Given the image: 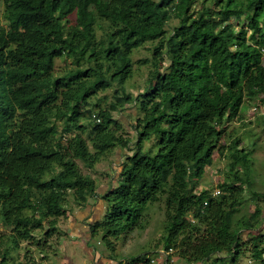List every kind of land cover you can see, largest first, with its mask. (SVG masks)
Returning a JSON list of instances; mask_svg holds the SVG:
<instances>
[{
	"label": "trees",
	"instance_id": "16d2710c",
	"mask_svg": "<svg viewBox=\"0 0 264 264\" xmlns=\"http://www.w3.org/2000/svg\"><path fill=\"white\" fill-rule=\"evenodd\" d=\"M147 43H157L140 61L149 79L132 95L123 86ZM115 86L103 106L100 94ZM129 105L139 113L134 139L113 115ZM261 105L264 0H0V264H24L12 256L22 243L46 257L70 198L106 202L88 232L115 255L163 203L166 252L187 264H236L248 233L252 258L264 264L263 209L238 218L247 193L264 200L253 188L255 148L245 144L246 115ZM118 150L128 153L116 184L99 192L80 164L93 170ZM216 153L227 172L213 197L198 184ZM23 250L25 264H37ZM150 254L126 262L152 264Z\"/></svg>",
	"mask_w": 264,
	"mask_h": 264
},
{
	"label": "rangeland",
	"instance_id": "374dc122",
	"mask_svg": "<svg viewBox=\"0 0 264 264\" xmlns=\"http://www.w3.org/2000/svg\"><path fill=\"white\" fill-rule=\"evenodd\" d=\"M201 4L197 5V10H201ZM178 24L177 20H173L168 30L171 32V29ZM102 31L98 29V35L100 36ZM169 36V34H168ZM157 43H147L145 46L141 47L134 51L132 59L135 62L133 69V74L131 78L123 86V89L132 95H137L138 91L143 89L147 80L149 79L151 66L144 65L140 61L153 58V50ZM66 64L62 60H58L56 64L57 72L64 70ZM119 86H115L113 90L107 91L105 94H100L102 105L109 106L113 103V95L115 90ZM99 99V98H97ZM257 112L264 113V105L257 106ZM254 111V108H252ZM114 117L122 123L123 133L130 139L135 138V134L132 130L133 123L136 121V118L139 116L138 109L134 105L127 106L124 110L120 112H115ZM252 115V114H250ZM132 125V126H131ZM241 125H231V128H237ZM248 130L251 132V136L245 139V143L249 148H255L253 154V188L258 193L264 192V116L259 118L257 122H254V125L249 127ZM246 146V147H247ZM145 149H150V145L146 144ZM128 152L125 153L127 155ZM123 151L118 150L115 153H112L107 159L102 161L97 165L93 170L86 169L82 164H80L81 170L84 174L92 176L98 186L99 192H103L108 189V186L111 184H116L118 179L119 166L121 161L125 157ZM215 164L207 168L204 174V177L200 180L198 184V191H206L211 196H214V193L218 190L219 184L223 183L225 180V174L227 172V161L221 160L218 153L215 154ZM246 198L249 199V202L243 206L242 212L238 214L239 217L249 216L256 207H261L264 211V200H252L251 194L247 193ZM95 200H99L98 202ZM68 209H71L68 217L61 219L58 228L61 233L59 238V233H55L49 242L51 243V248L47 250L46 257L42 255L38 250V245L22 243V249L18 252H13V259L16 260V263H26L28 260L26 258V250H23L24 247L32 250V259L37 264H112L119 261H127L129 257H136L140 254H145L150 252V257L156 261H160L162 254L166 253L163 245L160 244L161 238L164 233V224H165V210L164 204L159 203L151 205L147 212L146 216L143 217L145 220L144 229L135 227L132 231L126 233L118 241L116 245L117 255L111 253L109 250L100 243V238H93L91 241L86 240V234L88 232L80 233L74 226L78 222V218H86L87 220L93 223L96 221L95 218L100 217L101 214L107 211L108 205L104 203L101 199L95 198L90 199L87 207L79 206L73 198H70V201L67 205ZM94 209H93V208ZM95 211V212H94ZM97 211V212H96ZM76 214V215H75ZM102 214V216H103ZM77 217H75V216ZM258 233L264 235V224L258 230ZM254 237L252 234L244 233L242 236L243 240V251L240 257L238 258L236 264H260L255 261L250 253L251 238ZM91 249V251H89ZM157 251L155 254H152L154 251ZM92 253V254H91ZM100 256H98V255ZM114 255L116 259L112 260L111 257ZM225 257V255H224ZM172 261L169 264H187L185 261L179 258V256L172 252L171 254ZM164 260V259H163ZM208 262L207 264H213ZM12 264V261L9 263ZM232 264V263H231Z\"/></svg>",
	"mask_w": 264,
	"mask_h": 264
},
{
	"label": "crops",
	"instance_id": "0c3cea01",
	"mask_svg": "<svg viewBox=\"0 0 264 264\" xmlns=\"http://www.w3.org/2000/svg\"><path fill=\"white\" fill-rule=\"evenodd\" d=\"M252 114V113H251ZM264 114H257L255 117L253 116V115H246V117H247V121H248V123H250V127L251 126H253L254 125V122L256 121L257 122V120L259 119V118H261L262 116H263ZM236 124V123H235ZM95 201H97V200H95ZM99 201V200H98ZM97 201V202H98ZM88 208V207H87ZM93 208V207H92ZM94 209V208H93ZM95 212V211H94ZM97 212V211H96ZM103 214V213H102ZM102 214H101V216L100 217H102ZM76 215V214H75ZM75 215H73V216H75ZM75 217H77V216H75ZM88 219V217L86 218V216L84 217V218H78V222H76V225L77 226H74L80 233H84L85 231L86 232H88V224H90L91 223V221H89V220H87ZM95 219H97V218H95ZM86 240H88V241H91L90 240V235H89V232L86 234ZM88 247V246H87ZM88 249H89V247H88ZM89 251H91V249H89ZM92 254V253H91ZM98 255V254H97ZM98 256H100V255H98ZM101 263V262H100ZM100 263H97V264H100Z\"/></svg>",
	"mask_w": 264,
	"mask_h": 264
},
{
	"label": "built area",
	"instance_id": "2783aa9c",
	"mask_svg": "<svg viewBox=\"0 0 264 264\" xmlns=\"http://www.w3.org/2000/svg\"><path fill=\"white\" fill-rule=\"evenodd\" d=\"M257 109L258 108H254V111H253V113H252V115L253 116H255L256 114V112H257ZM220 192H217L216 194H219ZM172 252H174L173 250H170L169 252H166V253H164V254H162L161 255V259H160V261L158 262V261H156V260H152V264H155V263H157V264H164V263H166L167 261H168V256L169 255H171L172 254ZM164 259V260H163ZM171 261H172V258H171ZM170 261V262H171ZM112 264H128L125 260H123V261H119V262H116V263H112Z\"/></svg>",
	"mask_w": 264,
	"mask_h": 264
},
{
	"label": "clouds",
	"instance_id": "9594fccd",
	"mask_svg": "<svg viewBox=\"0 0 264 264\" xmlns=\"http://www.w3.org/2000/svg\"><path fill=\"white\" fill-rule=\"evenodd\" d=\"M260 114H264V113H262V112H259ZM257 114V113H256ZM264 116V115H263ZM255 117V116H254ZM250 127V126H249ZM246 144V143H245ZM247 145V144H246ZM217 192H220L219 194H216ZM219 195H221V190H218V191H216L215 193H214V196L213 197H218ZM206 205H207V203H206Z\"/></svg>",
	"mask_w": 264,
	"mask_h": 264
}]
</instances>
